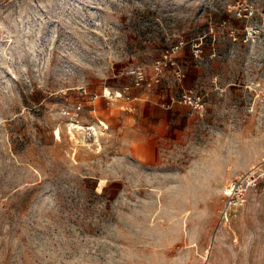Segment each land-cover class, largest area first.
<instances>
[{
	"label": "rangeland",
	"instance_id": "obj_1",
	"mask_svg": "<svg viewBox=\"0 0 264 264\" xmlns=\"http://www.w3.org/2000/svg\"><path fill=\"white\" fill-rule=\"evenodd\" d=\"M261 92L264 0H0V264H264Z\"/></svg>",
	"mask_w": 264,
	"mask_h": 264
},
{
	"label": "built area",
	"instance_id": "obj_2",
	"mask_svg": "<svg viewBox=\"0 0 264 264\" xmlns=\"http://www.w3.org/2000/svg\"><path fill=\"white\" fill-rule=\"evenodd\" d=\"M136 80L138 84L142 83L145 79L144 73L142 71H135ZM261 100H264V93H260ZM260 177H264V159L259 163V165L254 166L250 169L246 178L248 179L249 186H256ZM247 192V187H244L243 183H240V180L235 182L226 190L227 201L225 204V217H227L228 210L235 205L243 203L245 200V195Z\"/></svg>",
	"mask_w": 264,
	"mask_h": 264
},
{
	"label": "bare ground",
	"instance_id": "obj_3",
	"mask_svg": "<svg viewBox=\"0 0 264 264\" xmlns=\"http://www.w3.org/2000/svg\"><path fill=\"white\" fill-rule=\"evenodd\" d=\"M105 93H106V95H109V96L112 94V92L110 91V89H107ZM121 95H122L121 92L118 91V92H117V97H118V96L121 97ZM104 124H105V123H103L102 125H104ZM107 127H108V126H107ZM80 128H86V127H85L84 125H81ZM225 188H226V187H225ZM229 188H230V187H229ZM229 188H226V190H228ZM194 245H195V244H194Z\"/></svg>",
	"mask_w": 264,
	"mask_h": 264
}]
</instances>
